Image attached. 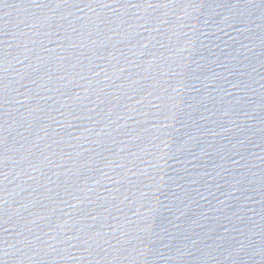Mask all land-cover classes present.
Returning <instances> with one entry per match:
<instances>
[{
    "label": "water",
    "instance_id": "95a60500",
    "mask_svg": "<svg viewBox=\"0 0 264 264\" xmlns=\"http://www.w3.org/2000/svg\"><path fill=\"white\" fill-rule=\"evenodd\" d=\"M0 264H264V0H0Z\"/></svg>",
    "mask_w": 264,
    "mask_h": 264
}]
</instances>
